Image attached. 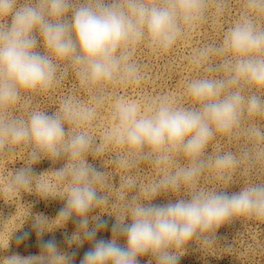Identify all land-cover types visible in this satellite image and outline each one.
Segmentation results:
<instances>
[{"label": "clouds", "instance_id": "1", "mask_svg": "<svg viewBox=\"0 0 264 264\" xmlns=\"http://www.w3.org/2000/svg\"><path fill=\"white\" fill-rule=\"evenodd\" d=\"M225 5L215 0L216 12ZM208 10L209 0H0V156L26 151L23 166L0 192L63 200L54 221L37 215L34 227L39 234L48 224L63 228L72 221L68 248L92 243L80 264H139L144 256L151 258L148 264H179L190 243L216 245L218 229L238 218L264 223V182L226 190L242 164H264V126L251 120L264 115V0H245L222 40L191 55L203 74L186 80L188 103L167 95L144 102L115 90L143 79L134 59L139 46L153 54L170 50L206 20ZM70 71L89 102L72 93L55 111L15 114L16 106L30 108L33 96ZM108 101L110 121L97 137L88 125ZM218 136L255 142L238 153L224 151ZM109 152L113 164L129 172L142 164L159 167V178L143 188L145 198L135 194L131 174L120 177L112 194L103 190L108 173L88 157ZM44 159L64 163L36 174L33 165ZM206 170L227 186L201 187ZM162 194L176 199L154 204ZM109 207L119 209L108 213L115 220L111 238L98 240L97 232L107 228L102 209ZM40 248L36 255L13 253L0 264H74L75 252L55 240Z\"/></svg>", "mask_w": 264, "mask_h": 264}, {"label": "rangeland", "instance_id": "2", "mask_svg": "<svg viewBox=\"0 0 264 264\" xmlns=\"http://www.w3.org/2000/svg\"><path fill=\"white\" fill-rule=\"evenodd\" d=\"M244 5L245 0H226L223 12L218 14L215 0H209L206 20L186 38L179 39L170 50L153 54L145 47L139 46L134 59L141 66L143 79L127 87L117 86L115 90L129 98L144 102L167 95L178 102L188 103L189 100L185 95L186 80L203 74L191 63V55L196 49L206 44L219 43L228 27L244 9ZM259 18L264 23V14H259ZM72 93L85 102H89L88 94L80 87L74 73L70 71L66 78L51 89L33 96L30 108L26 109L23 105H18L14 112L16 115H26L27 111L32 109L52 112L59 107L66 95ZM111 111V101L105 102L98 109L97 119L88 125L97 137L109 123ZM251 120L264 126V115L252 117ZM217 141L222 150L237 153L243 145L255 142L243 136L232 138L218 136ZM25 157L26 151L22 148L18 149L14 155L0 156V188L7 184L15 169L23 166ZM88 161L98 170L108 173L109 179L103 186V190L110 194L118 188L121 176L131 174L137 179L135 194L145 198L147 194L143 191L144 186L161 175L159 167L148 164H142L131 172L121 169L113 164L111 152L106 153L101 159H93L89 156ZM181 162L186 161L181 160ZM63 163V160L53 163L51 160L44 159L35 163L33 170L36 174H40L58 169ZM214 175L213 171L206 170L200 177V186L218 189L227 186L222 181L214 180ZM255 182H264V164H256L249 168L245 163L232 173L231 185L226 190L230 193L236 192L240 186ZM184 194L185 192L182 191L176 195ZM175 199L176 197L171 194H162L152 202L163 205ZM64 203L59 198L42 199L35 193H21L19 199L14 194L0 192V259L13 253L22 256L39 254L41 242L55 240L60 249L75 252L74 264H80V260L92 247V243L86 241L79 248L75 245L68 248L65 234L70 235L75 231L76 225L72 221L63 228L48 224L47 228L39 234L38 229L34 227L37 215L47 217L50 222L54 221ZM102 211L107 212L101 215V219L107 221V228L97 232L96 239L108 240L111 238V228L115 222L114 217L109 214H117L119 209L109 207ZM95 214V211L90 213V215ZM216 236V245L212 247L200 249L196 243H190L185 254L180 258L179 264H264V223L241 217L232 224L220 227ZM120 243H124L123 238ZM150 259L149 256L140 257L139 264H148ZM152 264H155L154 260Z\"/></svg>", "mask_w": 264, "mask_h": 264}]
</instances>
